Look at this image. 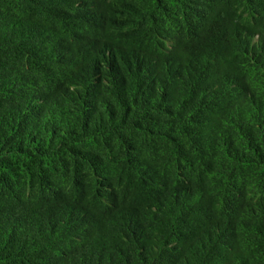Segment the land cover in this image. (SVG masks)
<instances>
[{
	"label": "trees",
	"instance_id": "obj_1",
	"mask_svg": "<svg viewBox=\"0 0 264 264\" xmlns=\"http://www.w3.org/2000/svg\"><path fill=\"white\" fill-rule=\"evenodd\" d=\"M0 264H264V0H0Z\"/></svg>",
	"mask_w": 264,
	"mask_h": 264
}]
</instances>
